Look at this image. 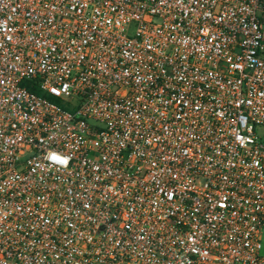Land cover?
Wrapping results in <instances>:
<instances>
[{"label":"built area","instance_id":"built-area-1","mask_svg":"<svg viewBox=\"0 0 264 264\" xmlns=\"http://www.w3.org/2000/svg\"><path fill=\"white\" fill-rule=\"evenodd\" d=\"M264 0H0V264H264Z\"/></svg>","mask_w":264,"mask_h":264},{"label":"rangeland","instance_id":"rangeland-1","mask_svg":"<svg viewBox=\"0 0 264 264\" xmlns=\"http://www.w3.org/2000/svg\"><path fill=\"white\" fill-rule=\"evenodd\" d=\"M257 134L262 137L264 135V128L257 129ZM260 256L264 258V226L261 231V252Z\"/></svg>","mask_w":264,"mask_h":264}]
</instances>
